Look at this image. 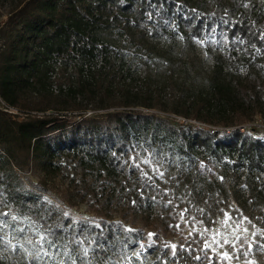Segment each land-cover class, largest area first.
Segmentation results:
<instances>
[{
	"label": "trees",
	"instance_id": "obj_1",
	"mask_svg": "<svg viewBox=\"0 0 264 264\" xmlns=\"http://www.w3.org/2000/svg\"><path fill=\"white\" fill-rule=\"evenodd\" d=\"M261 4L258 0H0L6 15L0 20V96L8 107L103 110L102 115L84 117L29 113L19 119L0 107V197L16 205L12 215L20 218L21 227L34 231L46 218L40 195L45 185L29 182L27 173L33 168L56 167L53 156H73L70 160L80 167L91 156L103 164H127L139 148L152 151L163 145L182 160V180L197 169L200 153H207L210 161L230 172L240 167L264 175V136L255 137L239 127L212 132L202 125L137 108L168 110L161 97L155 102L153 92L144 85L151 63L163 56L151 38L163 37L169 41L168 48L178 42L177 37L182 43L189 41L188 51L180 52L178 58L186 56L185 68L199 71L204 59L195 49V39L200 44L203 38H215L223 31L228 37L223 50L216 44L207 45L216 60L213 66H217L205 98L209 103L226 104L230 114L224 116V124L211 111L191 115L174 107L173 112L223 126L251 118L252 105L264 114V55L258 56L264 50H254L263 40ZM166 50L171 55V49ZM133 74L140 76V85ZM71 84L80 100L76 97L71 105H52V91L47 89L54 88L55 96L62 99ZM169 84L174 88L175 80ZM26 91L36 96L20 103ZM235 115L238 123L232 124ZM225 157L232 163L224 165ZM67 222L55 220L51 228L62 231ZM114 225L101 228L87 220L74 223L77 231L93 234L76 235L88 236V242L91 239V243L76 242L84 264H121L105 248L131 241L123 240ZM12 244L16 250L7 245L0 264H26L17 241Z\"/></svg>",
	"mask_w": 264,
	"mask_h": 264
},
{
	"label": "rangeland",
	"instance_id": "obj_2",
	"mask_svg": "<svg viewBox=\"0 0 264 264\" xmlns=\"http://www.w3.org/2000/svg\"><path fill=\"white\" fill-rule=\"evenodd\" d=\"M260 2L264 10V1ZM0 11H3L1 6ZM5 17L3 11L0 20ZM262 37L263 40L254 45L257 52L264 50V21ZM227 39L223 31L215 38H203L200 44L195 39V49L204 59L203 69L198 71L196 68H185L183 64L186 56L182 54L188 51L189 41L182 43L183 39L179 40L177 37L178 42L168 48L169 41L163 37L151 38V42L158 44L163 56L161 61L154 60L151 63L150 76L144 85L153 92L155 102L161 97L168 110L143 106L137 108L156 111L180 122V117L183 116L178 115L181 114L179 111L173 112L174 107L188 111L191 115L211 111L219 120V124H224V116L230 114L226 110V104L216 101L209 103L205 95L210 90V79L214 75L213 69L217 66H213L216 60L207 50V45L216 44L223 50V45L227 46V43L224 44ZM209 41L212 42L209 44ZM166 49H171V55ZM180 52L182 58H178ZM243 71L241 73L245 75V69ZM133 75L139 80L138 74ZM171 79L175 80L174 88L168 86ZM137 84L140 85V80ZM48 91H52L51 103L55 106L71 105L76 97L80 100L72 84L70 89L63 91L62 99L55 96L58 91L54 88L49 87L46 92ZM33 96L36 94L23 92L19 101L30 102L29 99ZM0 107L16 113L19 119L26 118L29 113H62L70 117H84L102 115L103 112L90 106L84 110H26L21 106L8 107L2 97ZM252 107L251 118L239 120L248 123L264 136V114L259 107ZM234 120L232 124L238 123L236 115ZM93 157L87 159L88 162L80 167L70 160L73 156H53L52 161L57 163L56 167L43 170L33 168L27 173L29 182L42 181L41 185H45L40 195L44 201L43 211H46V216L44 213L42 215L46 218L39 221L40 226L34 231L27 228L24 235L35 242L39 239L38 233L50 231L53 235L49 236V239L54 240L57 247L49 248L44 244V250L49 255L45 256L41 251L40 259H35L40 245L19 248L24 253L26 264H73V261L84 264L76 242L81 240L82 243H91V239L88 242V236L78 238L76 235L93 234L76 230L73 225L81 220H87L101 228L117 223L112 227H119L118 235L131 242L119 243L113 248L105 249L113 253L114 258L119 259L121 264H264V250L260 248L264 245L263 173L240 167L230 172L229 169L220 168V163L210 161L207 153H200L197 169L188 179L182 180V160L174 152L165 150L163 145L156 146L152 151L139 148L136 155H132L129 162L126 161L127 164H103ZM145 159L150 163H143ZM225 161L224 165L227 166L233 160L225 157ZM212 180L215 184H210ZM7 202L0 197V212L8 210L10 214H14L16 205ZM65 213L68 215L65 216ZM6 219L9 220V226L0 232V236L14 243L19 238L13 233V228L21 227V224L18 221L11 223L10 217ZM58 219L68 221L67 228L62 231L53 230L51 226ZM244 229H247V232H244ZM150 233L154 234L151 238ZM237 236L240 237L238 241ZM214 239L218 243L214 242ZM225 239L230 243L225 244ZM205 243L211 244L212 247L205 249ZM233 243L235 248L232 247ZM248 243H253V248L245 255ZM141 245H144V248H141ZM171 245H176L175 255ZM6 251L7 244L0 243V255H4ZM225 252L231 259H221ZM98 254L101 255L99 252Z\"/></svg>",
	"mask_w": 264,
	"mask_h": 264
},
{
	"label": "snow or ice",
	"instance_id": "obj_3",
	"mask_svg": "<svg viewBox=\"0 0 264 264\" xmlns=\"http://www.w3.org/2000/svg\"><path fill=\"white\" fill-rule=\"evenodd\" d=\"M143 163L148 164V163H150V161L145 159L143 161ZM137 167H139V165H137ZM144 174L147 175V173H144ZM161 175H162V173H161ZM49 203H50V201H49ZM67 215H68V213H65V216H67ZM8 217H10L11 221H14V222L18 221L20 219L17 216L12 215L8 212H0V232H3V230L9 226V220L6 219ZM228 218L230 219V217H228ZM244 219H247V218H244ZM28 223L31 224L32 222L29 221ZM237 230H239V226L237 227ZM25 231L26 230L23 227L16 226L13 228V233L20 234L19 240L17 241V244L19 245L20 248H23L24 244L33 245L34 247L36 245H40V248L37 250V255H36L35 259H40V252L41 251H43V254L45 256L49 255V253L44 250V244H47L49 248H56L57 247L56 242L54 240L49 239V236L53 235V233H51L50 231L46 232V233H38L39 239L36 240L35 242L31 239H28V237L26 235H24ZM128 231H132V229H128ZM244 232H247V229H244ZM153 235H154L153 233H150L149 238H151V236H153ZM253 235H256V233H253ZM13 238H15V236ZM239 239H240V237L237 236L236 240L238 241ZM20 241H23V243H21ZM214 242L218 243L217 241H215V239H214ZM0 243L7 244L8 246L12 247L13 250H16V248H17V245H13L11 240H5L3 236H0ZM224 243L229 244L230 241L225 239ZM140 247L144 248V245H141ZM211 247H212L211 244L205 243V249H210ZM232 247L235 248L234 243L232 244ZM171 248L173 249V255H175L176 245H171ZM252 248H253V243H248L247 244V251L244 254L247 255L249 252L252 251ZM260 248H261V250H264V245H261ZM25 251H27V249H25ZM86 252H87V249H85V253ZM196 259L199 260L200 257H196ZM221 259L222 260H228V259H231V257L229 256V254L227 252H225L221 255ZM61 264H62V262H61ZM73 264H75V261H73ZM249 264H251V262H249Z\"/></svg>",
	"mask_w": 264,
	"mask_h": 264
},
{
	"label": "built area",
	"instance_id": "obj_4",
	"mask_svg": "<svg viewBox=\"0 0 264 264\" xmlns=\"http://www.w3.org/2000/svg\"><path fill=\"white\" fill-rule=\"evenodd\" d=\"M260 2V0H258ZM262 1V0H261ZM264 1V0H263ZM261 3V2H260ZM264 54L263 52L259 53L258 56L259 57H262ZM1 98V96H0ZM180 119L182 120V122L184 123H187V122H192V123H195L197 125H202V126H205L209 129H211L212 132L216 131L217 129H227V130H230V129H233V128H237L239 127L242 131H250L252 133L253 136H261L260 133H258L255 129H253L251 127V125H248V123H241V124H238V125H235V126H223V125H215V124H208L206 122H202V121H199L195 118H185V117H180ZM264 124V123H263ZM84 234V233H83ZM119 260V259H117ZM120 261V260H119ZM121 262V261H120Z\"/></svg>",
	"mask_w": 264,
	"mask_h": 264
}]
</instances>
